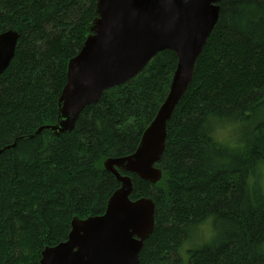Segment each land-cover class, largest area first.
I'll return each instance as SVG.
<instances>
[{
    "label": "trees",
    "instance_id": "1",
    "mask_svg": "<svg viewBox=\"0 0 264 264\" xmlns=\"http://www.w3.org/2000/svg\"><path fill=\"white\" fill-rule=\"evenodd\" d=\"M95 4L0 0V34H19L0 75V264H39L74 217L104 213L119 188L104 161L134 153L168 94L177 57L163 51L86 107L72 132L29 137L56 123L67 64L90 34ZM219 7L167 122L161 180L122 174L131 200L155 205L139 264H264V0Z\"/></svg>",
    "mask_w": 264,
    "mask_h": 264
},
{
    "label": "water",
    "instance_id": "2",
    "mask_svg": "<svg viewBox=\"0 0 264 264\" xmlns=\"http://www.w3.org/2000/svg\"><path fill=\"white\" fill-rule=\"evenodd\" d=\"M220 2L96 0L90 34L67 64L56 123L41 126L30 138L44 131L55 137L72 132L86 107L97 104L106 90L134 78L160 52H173L177 65L168 94L134 153L103 163L119 183L104 213L74 217L66 240L44 248L39 264H139V253L154 229L155 205L150 198L131 200L132 180L122 174L152 185L161 180L162 171L155 165L165 148L167 122L191 83L196 61L218 21ZM18 38L14 30L0 34V75L14 56Z\"/></svg>",
    "mask_w": 264,
    "mask_h": 264
},
{
    "label": "rangeland",
    "instance_id": "3",
    "mask_svg": "<svg viewBox=\"0 0 264 264\" xmlns=\"http://www.w3.org/2000/svg\"><path fill=\"white\" fill-rule=\"evenodd\" d=\"M230 140H231V141H235V138L231 136V137H230ZM207 236H208V235H207ZM194 237H195V238L193 239L192 243H193V244H198V243L201 241V240H200V239H201V238H200V234H195ZM206 238H207V237L204 235L203 239H206Z\"/></svg>",
    "mask_w": 264,
    "mask_h": 264
},
{
    "label": "bare ground",
    "instance_id": "4",
    "mask_svg": "<svg viewBox=\"0 0 264 264\" xmlns=\"http://www.w3.org/2000/svg\"><path fill=\"white\" fill-rule=\"evenodd\" d=\"M235 136V135H234Z\"/></svg>",
    "mask_w": 264,
    "mask_h": 264
}]
</instances>
